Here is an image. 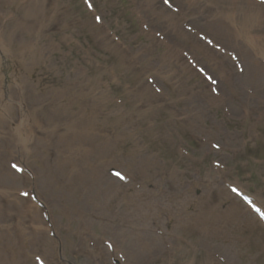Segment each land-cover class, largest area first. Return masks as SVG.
<instances>
[{
  "label": "rangeland",
  "instance_id": "obj_1",
  "mask_svg": "<svg viewBox=\"0 0 264 264\" xmlns=\"http://www.w3.org/2000/svg\"><path fill=\"white\" fill-rule=\"evenodd\" d=\"M171 1L180 10L162 0H0L3 263L264 264V223L232 190L264 209V85L249 76L254 61L264 66V44L244 38L264 40V14L259 32L242 22L264 4ZM87 123L91 137L77 138L73 124ZM130 199L147 203L132 212ZM210 204L237 205L239 219L204 214Z\"/></svg>",
  "mask_w": 264,
  "mask_h": 264
},
{
  "label": "bare ground",
  "instance_id": "obj_2",
  "mask_svg": "<svg viewBox=\"0 0 264 264\" xmlns=\"http://www.w3.org/2000/svg\"><path fill=\"white\" fill-rule=\"evenodd\" d=\"M195 1H198V0H193V2ZM228 2H230L231 0H226ZM249 2H252V1H243L242 3L247 6L249 5L250 7L251 4ZM245 3H249V4H245ZM254 4L252 5H258L256 4V2H252ZM255 9H260L258 11H255V9H253L254 11H250L249 9H246L244 10V14H245V18L243 20L242 18V22L243 23V27H245V29L250 30L251 28V23H255L257 22V26H256V29H257V32H259V29L260 28V24L259 22L262 21V17L261 15L264 14V8L263 7H260V6H254ZM250 11V12H249ZM263 11V12H262ZM214 27L217 29L218 27H216V25H214ZM223 30H220L222 32H224V35L227 36L229 42L232 44V43H235L237 44L236 47H238L242 53L244 54V57H245V54L246 56H250L249 55V52L246 50L245 46L239 42L238 40H236V37H239L240 36V32L238 30H236L235 28L232 29V27L230 28V26H226V25H223ZM251 36V37H250ZM247 37H250L248 39L249 42L253 41L254 39L256 40L257 38V41L259 42V49H261V45L260 44H264L263 41L260 37V35L257 37V36H254V38L252 37L251 33L250 32H247V34L244 36V38H247ZM264 38V37H263ZM262 40V41H261ZM251 57V56H250ZM252 58V57H251ZM256 58V57H255ZM264 58V56H263ZM254 67L251 66L250 68V78L252 80V82H260L262 84L261 87H263L264 85V66H261L260 64H258L257 62L252 64ZM259 86V85H258ZM85 124V123H84ZM90 127H93V124L92 123H87L86 127L83 126V128L81 127L80 124H73V134H75L77 136V138H89L91 137V135L89 134V132L87 131L88 128ZM93 152V150L91 151ZM80 150L78 152V155L79 157H77V162H79V158H81L82 156H80ZM63 162H61L62 164ZM57 164V163H56ZM71 166H72V170H73V176H74V182L78 183L79 181H76V180H79L80 179V166H75V163L74 162H70L69 163ZM77 168V169H76ZM77 172V173H76ZM132 198V197H131ZM146 203L147 202H142V201H139V203H132V199H130L129 201V206H130V209L132 212H136L137 210H140L141 206L143 205L144 207L146 206ZM140 206V208H138ZM31 207L33 206V208H35V206L33 204L30 205ZM131 206H134L136 208H133ZM36 209V208H35ZM152 212L151 213H160V210H151ZM203 210H199V214L202 213ZM204 214H223V221L222 222H236L238 219H239V209L237 207V205H233L231 206L230 208H228L227 210L225 211H219L217 207L215 206H212L210 204V206L208 207V209L206 210V212L203 211ZM209 219H205V220H202L204 223H207ZM132 235H136L135 232H131ZM141 236H139L140 238ZM153 240H159L158 237L156 236H152ZM144 243V241H143ZM157 244L154 243V247H156ZM119 247V246H118ZM147 248V247H146ZM151 249V247L149 248V250ZM143 252V251H142ZM5 255L4 254H0V264H9V263H3V261L5 262L4 260Z\"/></svg>",
  "mask_w": 264,
  "mask_h": 264
},
{
  "label": "snow or ice",
  "instance_id": "obj_3",
  "mask_svg": "<svg viewBox=\"0 0 264 264\" xmlns=\"http://www.w3.org/2000/svg\"><path fill=\"white\" fill-rule=\"evenodd\" d=\"M99 19V18H98ZM116 175L119 177V176H121V174L120 173H116ZM121 178H123V177H121Z\"/></svg>",
  "mask_w": 264,
  "mask_h": 264
}]
</instances>
